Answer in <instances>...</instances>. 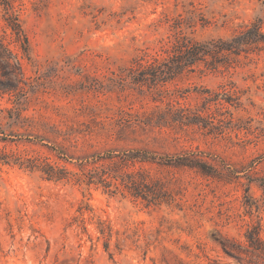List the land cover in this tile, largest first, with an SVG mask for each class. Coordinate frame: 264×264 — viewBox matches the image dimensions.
Listing matches in <instances>:
<instances>
[{
  "label": "rangeland",
  "instance_id": "374dc122",
  "mask_svg": "<svg viewBox=\"0 0 264 264\" xmlns=\"http://www.w3.org/2000/svg\"><path fill=\"white\" fill-rule=\"evenodd\" d=\"M15 5L29 49L0 1V36L25 76L0 94V264H264L246 237L257 228L264 243V48L153 92L130 73L164 63L181 32L202 43L264 32V0ZM132 151L156 158L128 171L163 188L160 204L78 181L92 156ZM182 157L197 167L167 162ZM224 240L249 256L228 257Z\"/></svg>",
  "mask_w": 264,
  "mask_h": 264
},
{
  "label": "trees",
  "instance_id": "16d2710c",
  "mask_svg": "<svg viewBox=\"0 0 264 264\" xmlns=\"http://www.w3.org/2000/svg\"><path fill=\"white\" fill-rule=\"evenodd\" d=\"M6 11L5 22L13 39L29 49V39L23 29L20 10L17 9L16 0H0ZM180 27V26H179ZM264 48V32L259 24H252L244 32L231 39H218L208 42H197L178 33L171 47L168 58L160 65L140 66L137 70H130L135 74L139 89L147 87V91H158L161 85L173 81L185 72H193L197 66L204 65L208 70H215L230 56H239L248 50ZM25 76L22 65L6 44V38L0 36V94H11L21 91ZM187 119V118H186ZM156 158L141 152H123L108 154L107 156L94 155L81 166V176L78 181L87 185H100L111 193L121 192L129 194L136 199H142L149 206L160 204L158 192H163L159 187L158 192L155 182L145 170L130 172L128 169L136 164L155 162ZM168 164L177 166L197 167L191 159L186 157L176 160H167ZM101 234L110 240L112 230L102 226ZM256 228L247 233V242L252 248V256L264 258V243ZM107 245V244H106ZM224 253L234 259H243L249 250H241V246L229 240L220 243Z\"/></svg>",
  "mask_w": 264,
  "mask_h": 264
}]
</instances>
